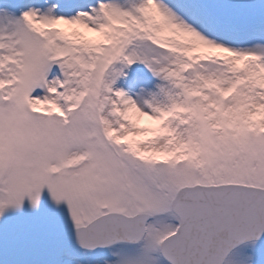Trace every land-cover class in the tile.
I'll return each instance as SVG.
<instances>
[{
    "label": "snow or ice",
    "instance_id": "1",
    "mask_svg": "<svg viewBox=\"0 0 264 264\" xmlns=\"http://www.w3.org/2000/svg\"><path fill=\"white\" fill-rule=\"evenodd\" d=\"M0 264H264V0H0Z\"/></svg>",
    "mask_w": 264,
    "mask_h": 264
}]
</instances>
